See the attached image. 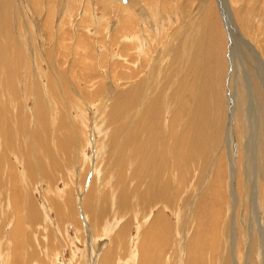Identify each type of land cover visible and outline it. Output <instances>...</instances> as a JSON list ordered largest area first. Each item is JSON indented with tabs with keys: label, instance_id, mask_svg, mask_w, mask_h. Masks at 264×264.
Instances as JSON below:
<instances>
[{
	"label": "rangeland",
	"instance_id": "1",
	"mask_svg": "<svg viewBox=\"0 0 264 264\" xmlns=\"http://www.w3.org/2000/svg\"><path fill=\"white\" fill-rule=\"evenodd\" d=\"M13 1L14 0H0L2 4V7L0 5V65H2V59H4V66L0 68V115L2 116V118H0V123H5L8 128L13 129L17 125L21 124L19 134L21 135V138H24V142L22 139L20 140V137H18L19 140L17 139V141H22L21 144L18 145L21 150L17 151L14 155L7 151L3 141L0 139V157L3 159V162L0 166L5 167L3 172H6V175L8 176V178L0 177V264H153L152 260L147 261V258L150 256V254V257L154 258L155 260L158 257H164L163 259L157 260V262H155L154 264H170L169 262H171L172 264H190L189 259H192L191 251L193 247H190V245L195 241L197 233L203 234L205 237V239L203 238L202 241H200L197 245L200 246L198 247V249L202 251L201 254H196L200 257H198L199 259H196L200 261V263L198 264H223L221 260L223 257H225V255L226 257H228V261L224 262V264H257L258 261H260V263L258 264H264V217L258 219L255 218L254 215L252 216L251 213H255V211H251L253 210L251 209L252 204L250 206L249 203L245 201L249 197L248 193L252 192L251 190L255 185V177L253 176V171H251V166H248L251 172V176L248 177V180L251 182L247 181L246 176H243L242 171L244 167H246L244 164V155L246 156L249 154L248 152L250 151L252 144L254 143L256 150L260 147L258 146L259 144H262L260 150L264 149V87L262 86L264 84V80H261L257 75V72L252 68H246V66H244L240 69V67L242 66L237 64L238 59L236 57L234 58L235 54L233 53V51H231L229 38L222 28V21L216 5V0H209V2H207L203 7L201 6L202 10L198 5L197 0H188V2L186 1L185 3L183 2V0H161L162 2L160 0H133V3L131 5L134 11L133 13L144 14L143 10L145 9L146 12H150L151 14L147 17V24H145L146 27L142 28L143 30L141 29L142 24H144V19L139 17H135L136 22H131V25H134L133 27L127 22L123 23L124 25L122 24L120 26L122 32H127L128 29H130V31H136L140 28L143 33L138 37L149 40L147 46V48H149V52H152V54H158V52H160L159 49L163 46L161 48L162 50L166 42H168V38L170 39V37L175 34V30L177 29V27L184 23L186 27L184 28V25L182 26L183 28L181 27L183 31L177 29V31H180L178 32L179 35L176 33V35L172 36L173 40L171 43V47L169 48L172 50H176L177 53H179V63H181V65L184 64L182 65L183 74L182 76H178L174 72L171 73L168 83L166 82V85H169V88L171 89H173L175 86L177 88L178 83L180 82L181 78H183V80L186 82L187 89H185V93H189L186 94V100L189 105L193 104L192 95L190 93V91L194 90L192 86L196 85L195 88L204 87L205 93H207L206 98L208 110L211 119L212 117H214L215 120L212 121L211 125L212 140L210 144L212 145V149H214L213 153L215 150L221 148V151L218 150L216 155H214V158L217 157L216 163H218V159L223 162L222 170L223 172H225V174L220 175V177L216 179L217 182L215 183L221 188L223 201H221L220 199H216L214 195H212L213 197H210V191H206V193H203L205 199H208H206L207 201H205L206 204L205 202L203 204L204 208L202 206V210L198 211V215L202 217V220H200L199 224H197L196 221L194 225L186 226V230L183 231L184 234L188 231L191 232H189V236L186 242L189 246L187 249H185L184 247L181 255L174 253L171 243L170 246H161L158 249H155L157 244L156 242H154L155 238L152 236L154 235V233L149 236L150 238L142 237L141 239H138V237L136 236L138 231L145 228L146 224H148L149 220L156 214L158 209L157 205V207L155 208L153 207V205L152 207L154 209H152V207H145L141 203L144 195H146L145 188L143 187L144 183L146 184V187L152 184L150 183V181H146L147 178L143 179V176L145 177L146 175L141 174L140 177H136L138 171L141 170L140 163L135 165L134 167L131 164L130 169L125 170H122L118 165H115L117 162L116 154H122L124 156V160L121 164H127L125 163L126 158L129 155L133 154V150L135 149L137 140L139 142L141 141V139L139 138V133L142 132L140 131V129H143V124L147 123V120L149 119L148 113L158 112L160 110V107L162 106H167L168 111L172 110L171 112L173 113L177 111L176 101H174L172 98L173 93L170 94V100L168 101L163 100L166 93L164 94V92H161V96L157 95L158 98L154 94L155 99H152V102L154 103L153 105H145L142 107L143 109L141 108V110L138 108L139 111H141V115L140 119L136 123H131L135 112H133L132 114L131 112H129L126 121L121 118V122H119L118 120L119 123H117V121L115 120V125L111 115L107 114V116H102V112L96 109L97 106L93 108L90 106L92 103H94V99L92 98L94 95H92L91 97L90 95L86 94V92L83 91L82 88L91 87H87L84 81H79L78 76L74 73L71 77L69 76L68 78H72L75 81L77 79V83L81 87V92H84L81 93L83 102H69L67 103V106L65 105V108L63 104L64 111H62L60 104L56 103V101L60 102V100L52 93L47 92L46 88L39 84L42 82L45 83V75L48 74L45 69H47L51 65V63L48 58H46L47 60H45V58L43 59L40 52L37 51L39 48L36 49L37 44L34 42V37L32 35L34 33L37 34L38 32L36 31L33 33V31L29 30L30 27H35L31 23L30 25L29 22H25L26 24L24 22L20 23L18 20L16 21L15 17L13 16H9L5 19L6 15H8L6 14L7 12L12 11L14 8H19L15 1ZM57 1L63 4L62 11H66L67 14H69L67 18L65 17V19L67 21V26H71L70 28L73 32L71 33L73 38V34L75 33L74 31L78 33L83 32V29L85 30V28H94L91 21L89 22L86 20H82V22L80 23L81 29H76L77 22L81 20L80 18L83 12L90 13L91 15L95 14L99 19L101 18L100 25L104 28L105 31L109 28L110 33L112 31L110 29L118 25V23L114 20L118 16L116 14H112V11L117 10V6L112 7V5H110L109 7H107L106 4L102 3L105 0H92V4L90 3L89 6L87 5L84 8L82 4L79 9H77V0ZM163 1L168 4V7L166 6V4H163ZM240 1L243 0H227V2H230L229 9H231L230 11L233 12L232 15L236 21H238V19L234 13H237L235 7L237 6L240 8L241 6H244V4H242V2ZM121 2L122 4H126L127 0H121ZM26 3L25 5L28 9V13L32 12L30 13V15H34V11H32V8L34 9L35 5L33 4L29 6L30 4H28V1H26ZM177 11H179V13ZM64 12H62L63 14L60 12L61 17L66 16V12ZM262 12L260 13L262 15L258 16V18L257 16L255 18V15L252 16L255 19V22L254 19L253 21L251 20L253 22L251 24L252 28H257L259 20L263 21L264 24V13ZM175 14L177 16H175ZM33 15L31 16L33 17ZM200 15H202V17H205L202 19ZM155 16L156 19H154ZM161 16L164 17V20L160 19ZM85 18L89 19V16ZM157 18H159V20ZM56 20L57 19H55L54 23L52 24L51 34L55 35L57 39L59 37V34L61 33H55V27L58 23L56 22L55 24ZM155 20L156 22H153ZM173 22H175V25L169 29L170 31H167V29L170 27V24ZM187 22H189V25H186ZM7 24L9 25L7 26ZM4 26H7L8 28ZM67 26L64 25L63 29L67 30L68 28L69 30V27ZM161 27L163 30H161ZM3 28L5 29L3 30ZM237 29L240 34L243 35V33H245L243 31L242 25L238 26ZM190 30L193 31L191 32ZM154 31H156V33ZM164 31H167L165 36L163 35ZM198 33L200 34L198 35ZM37 35H39V37L43 39V46L45 48L52 49L56 46V40L52 41L51 43L49 41H45V39H47V33L39 32V34ZM257 36L259 37L260 34ZM105 37L107 38L108 34ZM136 38L137 37L135 33L127 35L128 40H134ZM247 38L248 37L246 36V34H244L243 39H245L249 44L252 43V41H255L256 44L258 43L257 48H259L260 50H262L263 48L264 50V42H261V40H264V37L261 39H259L260 37L256 38V40H253L250 37L248 39ZM157 39L161 40L160 44L156 45V42L158 41ZM1 43H3L2 46ZM95 46L98 50H100L99 54H101V51L103 52V62L105 60L104 65L107 64V66H110V63L112 62V60H114V58L119 59L122 57V54L120 53L118 54L113 52L112 55L110 47L107 45L106 41L96 44ZM154 47L155 50L153 51ZM263 50L262 53H264ZM114 51H117L116 48H114ZM128 51V55L133 52L131 50ZM11 54H13V56H11ZM33 54L36 59H34ZM56 55H58V59L60 60V53H57ZM51 56L52 55L47 57L50 58ZM153 56L151 55L152 59L150 58L148 62L149 69L153 63ZM76 57H79V55H76ZM26 58L29 59L27 60ZM52 58L51 62L59 71L66 70L65 68H67L71 60H73L72 57H69L70 60L67 59L65 61V64H63L62 66L60 64L62 62L59 61L56 56H53ZM97 59L98 60H96V62H94L92 66L96 67V71L101 73V75L95 83L97 85L93 83V90L94 86H103L108 84L110 85L111 83L107 81L108 78L106 77V75L102 74L106 68L105 66H101L103 64L101 58L98 57ZM126 59L127 61H130L129 58H124V60ZM172 59L177 60L176 58ZM234 60L236 62H234ZM131 61H133V59ZM43 62L46 63L47 67L43 65ZM77 62L79 61L74 59V63L79 65L80 62ZM136 62L137 61H134L133 64L128 63L122 66V68L116 69V71L113 72V75L111 76L116 78L117 76H114L116 72L120 70L123 71L125 69L127 70V68L136 67ZM248 62L251 63L250 60H248ZM59 65H61L62 69ZM236 66L240 67L236 68ZM147 67L145 68L146 70L142 67H139L143 75L140 74L137 79H139L140 77H146L145 74L149 71ZM197 67L198 69H195ZM157 74H160L159 76H163L164 72H156L155 74L153 73L152 76L158 77ZM245 76L249 79L247 80V82L249 81L250 83L249 88L247 87L248 85L246 84L245 80H243ZM101 77H103V79ZM238 77H241L242 79L240 78L239 80ZM39 79L41 80L40 82ZM158 81L159 78L157 82ZM112 82L115 86L117 85L118 87H120V85H125L128 83V85H131L133 81H120L118 82V84L114 80ZM230 83L232 85H230ZM41 86L42 88H40ZM211 87L213 88L211 89ZM52 92L55 91L53 90ZM248 93H251L250 100L247 97ZM42 94L47 98L45 97L44 99ZM235 94H238L239 96L237 95L235 98ZM26 95L28 96L26 97ZM249 95L250 94H248V96ZM24 97H26V99H24ZM33 97L36 101H34ZM1 98L3 100H1ZM46 99L49 100L51 105L55 106L53 111L49 110L48 112V110L46 109V103H41ZM98 103L99 100L95 105H97ZM159 103L160 107L158 110H156V106ZM237 103H239V105H237ZM84 104L90 107L87 108V106H85ZM6 106H8L10 110L7 111ZM80 106L83 107L81 108ZM78 107H80L79 110ZM235 107L237 108V110H235ZM90 108H92V110ZM105 109L104 111H106ZM181 109L182 112H184L182 113L183 116H185V114L189 111V108H185L183 105H181ZM234 110L236 111V113ZM97 111L99 113H97ZM94 114L96 115L95 117ZM26 118H28L29 120ZM166 118H168V116H166ZM13 119L14 121L17 119L18 123L12 122ZM127 121H129V124H126ZM243 121H245V123ZM139 123H141V125ZM228 124L229 133H227L225 130V127L226 125L228 126ZM84 125L88 129L84 127ZM214 127L217 128V131H215L216 128L214 129ZM32 129L35 130V135H37L40 141L38 144L32 145L31 143H28L27 137H25L30 133ZM126 130L127 133H125ZM256 131L258 135L256 134ZM220 132L222 133L221 137L223 139V142L225 143L224 145H221V143L219 147L215 148L216 143L214 142V139L220 140ZM123 133L125 134L123 135ZM145 134L147 136L142 140L140 146L146 152L148 157L141 156L137 159H140L144 164H149L154 159L152 157L154 156L155 148L157 147V136H154L153 134L147 132H145ZM97 135H101V137ZM122 136L124 137L122 138ZM227 136L229 137L228 142H231L230 145L226 140H224ZM252 138L254 139V142ZM257 141L259 142V144ZM13 142H11V144ZM255 143L257 144V146ZM184 144L185 143H183V146ZM27 145L30 149H26ZM93 145L94 147H92ZM99 149L100 151L102 150L101 158L95 164V152L99 151ZM243 150L245 153L244 155L243 153H241L243 152ZM18 152H20L21 154H29V158L32 163L27 162L25 159H23L24 156H22V158L21 156H18ZM193 154L194 153L191 149L187 157V159H190L191 162L194 161ZM161 157L162 156H160V158ZM17 158H20V160H18ZM151 158L152 160H150ZM33 159L35 161H33ZM202 159L203 161H199V159L196 157V168L197 166L202 165L203 162L206 163L205 161L208 162L210 160V158ZM262 161L264 167V158H262ZM32 166L34 167L32 168ZM231 166H233V171L231 170ZM180 168H182L183 170H188V167L185 168L182 163H180ZM117 169L120 172L122 171V175H124V173L130 175L132 174V176H134L135 178L129 180V176L117 177ZM202 170L203 168H197V172L193 176L191 175V173H189L190 170H188V172L186 173H181L183 175L186 174L187 178L183 179L184 188H181L184 190V192L187 191L188 186L195 187L199 185V182L197 181L198 179L196 180V178L197 176L198 178H201ZM252 182L254 183V185ZM258 183L264 190V179L260 178L258 180ZM134 187L135 189H133ZM160 190L161 189H159V192ZM259 190L261 189L259 188ZM96 192L100 193V196L102 197L100 200H97V196L95 195ZM262 198H264V195H262L260 201H262ZM183 199L184 194L179 198L178 203H180ZM231 199H233V203ZM262 203V206L264 207V199ZM29 205L32 206V209L34 211L32 216L29 215V212H27L28 210L26 209V206ZM206 205H208V207ZM180 207L181 206L178 205L177 211H180ZM90 209L94 210L90 212L94 214L92 218H88ZM8 213L10 214L9 217L7 215ZM95 213H103V215L98 217ZM161 214L162 217H167L166 219L174 224L177 215L175 216V213L172 210H170L169 208L162 209ZM205 216L206 218H204ZM2 217H4L5 219ZM13 218H15V220ZM252 220H254V224ZM182 229L183 227L180 226L179 231ZM254 229L258 231V237L259 235H262L260 236V240L262 239V244L257 245V247V243L255 241L256 235L252 233V235L255 236L253 237L251 236V234H249ZM25 237H28L27 240ZM207 239L209 240L207 241ZM168 242L169 241H165V245L168 244ZM148 246L150 247L148 248ZM178 246L180 247V245ZM257 248L261 249V251L259 252ZM107 249L110 250L112 254L111 257L107 256ZM233 252L235 253L234 256ZM131 254L133 259H131ZM256 254H258L259 257H256ZM86 256L90 260H87ZM185 258L187 261H185Z\"/></svg>",
	"mask_w": 264,
	"mask_h": 264
},
{
	"label": "bare ground",
	"instance_id": "2",
	"mask_svg": "<svg viewBox=\"0 0 264 264\" xmlns=\"http://www.w3.org/2000/svg\"><path fill=\"white\" fill-rule=\"evenodd\" d=\"M15 3L19 6V8H14L12 11L7 12L6 17H15V20L19 21L20 23L22 22H29V24L31 23L35 28H31L30 27V31L34 32H38L37 34L40 33H47V39H45V41H49L50 43L54 40H56V46L52 49H47L45 48L43 45V39H41L39 37V35L37 34H33L32 36L34 37V42L37 44L36 45V49H38L37 51L40 52V54L42 55L43 59L45 58V60H47L46 58H48V60L50 61L51 65L45 69L48 74L45 75V83H39L40 85H42L44 88H46L47 92L52 93L54 96H56L60 102H57L58 104H60V107L63 110V104H64V108L65 105L67 106V103H72L75 101H80L83 102V97L81 93V87L80 85L77 83V79L76 81L73 80L72 78H68L69 76L71 77L72 74H76L78 76L79 81H84L85 85H87V87H91V88H82L83 91L86 92V94L90 95L92 97V95H94L92 98L94 99V103H92L90 106L93 108L95 106H97L96 109H98V111L102 112V116H107L111 115V117L114 120V124L116 125V121L117 123L121 122V118H123L124 121H126L127 115L129 112H131V114L133 112H135V115L132 118L131 123H136L139 119H140V115H141V111H139V109L141 110V108L145 105H153L154 103L152 102V99L154 98V94L157 97V95L161 96V92H164V101H168L170 100V94H172V98L174 101H176V106H177V111H175L174 113L171 112L170 110L168 111L167 106H162L160 107V103L157 104V109L160 110L158 112H154V113H148V117L149 119L147 120V123L143 124V129L140 131H142L141 133H139V138L141 139V141L139 142L137 140L135 149L133 150V154L129 155L126 160L125 163L127 164H121L122 161L124 160V156L121 154H116L117 155V162L115 165H118L119 168H121L122 170L125 169H130L131 164L134 167L135 165L140 163L141 166V170L138 171V174L136 177H140L141 174L142 175H146L145 177L143 176V179H146V181H150V183L152 185H149L148 187H146V184L144 183V188L146 191V195H144V198L141 200L142 205H144L145 207H157V212L156 214L151 217V219L149 220L148 224H146L145 228L142 230H139L137 233V237L138 239H141L142 237H149L151 236L153 233L154 235H152L155 238L156 242V248L158 249L161 246H170V243L172 244L173 247V251L176 254L181 255V253L185 249L188 248V244L187 242V238H188V234L190 231H188L187 233L184 234V230H186V226H192L194 225V223L197 221V224H199L200 220H202V217H200L198 215V211L202 210V206L204 204L205 201H207L206 198L204 197L203 193H206V191H210L211 195H214L216 199H220L221 201H223L222 199V193H221V188L219 187V185H216L215 183L217 182L216 179L218 177H220V175H224L225 172H223V162H221L220 159H218V163L217 162V157L214 158L217 153V151H221V148L218 150H215L213 153L212 149V145L210 144L211 142V125H212V121L214 120V117L210 116L209 110H208V104H207V98H206V94L205 93V88H195V86L193 87V91H190L191 95H192V103L191 105H189L187 103L186 100V94L189 93H185V89H186V82L183 80V78H181L180 82L178 83V87L176 88V86L171 89L169 88V85H166V82L168 83V80L170 78V74L171 73H175L178 76H182L183 71L182 68L184 64L181 65V63H179V53H177L176 50H172L169 49L171 47V43L173 40L174 35H176V33L178 34L177 29L182 30V26L184 25L181 24L180 26L176 27L177 29L175 30V34H173L170 39L168 38V42H166L164 48L161 50V47L159 50L160 52H158V54H152V52H149V48H147L149 40H145L142 37H138L139 35H141L143 33V29L145 28L147 24L146 20L147 17L150 14V12H146L145 9L144 14L142 13H133V9H132V3L133 0H127L126 4H122L121 0H105L102 3L106 4L107 7H109L110 5H112V7H116L117 6V10L116 11H112V14H116L118 17L115 20V22L118 23L117 26L112 27L109 31V28L105 31L104 28L100 25L101 22V18L99 19L95 14L91 15L90 13H84L81 15V20H79L77 22L76 25V29L81 27V22L82 20H86V21H91V23H93V27L91 29L85 28V30L83 29V32H76L73 34L74 38L72 37L73 33L71 31V26H67V21L65 19V17L67 18V16L69 14H67V12L65 13L64 11H62L63 9V4H61L60 2H58L57 0H14ZM13 1V2H14ZM26 1H28L31 5H35L34 9L32 8V11H34V15L33 17L30 15L29 12L28 13V9L26 8ZM46 1V2H44ZM70 1V0H67ZM73 1V0H72ZM77 9L80 8V6L83 4V8L86 7L87 5L89 6L90 3L92 4V0H77ZM138 1V0H137ZM161 1V0H160ZM188 2V0H183V2ZM196 1V0H195ZM198 1V5L199 7H203L207 2H209V0H197ZM162 2V1H161ZM242 2V4H244V6L239 7H235V10L237 11L234 12L235 16L237 17L238 21L235 20V18L233 17V12L230 11L231 9H229V5L230 2H227V0H216V5L221 17V21H222V28L225 31V34L228 36L229 41H230V47H231V51H233L234 58L236 57L237 60V64L241 65L243 68L244 66H246V68H252L257 72V75L260 77V79L264 80V53H262V50H260L259 48H257V44L255 43V41H252V43H248L245 39H243L244 34H246V36L249 38H252L253 40H256V38H263L264 37V24L263 21L259 20L257 28L254 29V27L252 28L251 24L253 23V19L255 15V18L257 16H261L262 14H260L262 11V13H264V0H243L240 1ZM81 3V4H80ZM171 3V2H170ZM174 3V2H172ZM229 3V4H228ZM14 4V3H13ZM27 4V3H26ZM76 4V3H75ZM143 4V3H142ZM163 4H166L163 1ZM181 4V3H180ZM0 5L2 7V4L0 2ZM4 5V4H3ZM161 5V4H159ZM51 6V7H50ZM163 6V5H162ZM166 6L168 7V4H166ZM209 6V5H208ZM232 6V5H231ZM50 7V8H49ZM164 7V6H163ZM170 7V6H169ZM201 7V10H202ZM215 7V6H214ZM31 8V7H30ZM144 8V7H143ZM165 8V7H164ZM178 8V7H177ZM197 8V7H196ZM216 8V9H217ZM106 9V8H105ZM209 9V8H207ZM67 10V9H66ZM152 10V9H151ZM198 10V9H197ZM206 10V9H205ZM262 10V11H261ZM31 11V10H30ZM176 11V10H175ZM200 11V9H199ZM64 12L66 14V16L61 17V13ZM146 12V13H145ZM179 13V11H177ZM176 12V13H177ZM232 12V13H231ZM93 13V12H91ZM175 13V12H174ZM204 13V12H203ZM211 13V12H210ZM216 13V12H215ZM214 13V14H215ZM63 14V13H62ZM181 14V13H180ZM205 14V13H204ZM212 14V13H211ZM210 14V15H211ZM79 15V14H77ZM115 15V16H116ZM198 15V13H197ZM89 19H86L85 17H88ZM175 16H177L175 14ZM180 16V15H179ZM202 17V15H200ZM208 16V15H207ZM213 16V15H212ZM264 16V15H263ZM135 17H139V18H143L144 19V24H142L141 29L139 28V30L137 29L136 31H130V29H128L127 32H122L120 29V26L127 22L131 25L132 21H135ZM185 17V16H184ZM205 17V16H204ZM202 17V19L204 18ZM211 17V16H210ZM216 17V16H215ZM252 19H251V18ZM34 18V19H33ZM36 18V19H35ZM115 18V17H114ZM167 18V17H166ZM178 18V17H177ZM189 18V17H188ZM200 18V17H199ZM264 18V17H263ZM21 19V21H20ZM57 19L55 21L58 22L56 24L55 33H61L59 34V37L56 39L55 35H52V24L54 23V20ZM152 19V18H150ZM156 19V16L155 18ZM159 20V18H157ZM160 19L164 20V17H160ZM175 19V18H174ZM197 19V18H195ZM261 19V18H260ZM13 20V19H12ZM36 20V21H35ZM70 20V19H69ZM149 20V19H148ZM181 20V19H180ZM252 20V21H251ZM184 21V20H183ZM4 22V21H3ZM18 22V23H19ZM74 22V20H73ZM136 22V21H135ZM153 22H156L153 21ZM158 22V21H157ZM255 22V19H254ZM8 23V22H7ZM70 23V22H69ZM72 23V22H71ZM151 23V22H150ZM175 22L170 24V27L167 29V31L172 28L175 24ZM180 23V22H179ZM194 23V22H193ZM26 24V23H25ZM30 24V25H31ZM136 24V23H135ZM196 24V23H195ZM200 24V23H199ZM242 25L243 31L245 33L240 34L237 27ZM255 24V23H254ZM5 25V24H4ZM9 24H7L8 26ZM21 25V24H19ZM67 26L69 27V30L67 28V30H64L63 27ZM69 25V24H68ZM109 25V24H108ZM124 25V24H123ZM186 25H189V22L186 23ZM219 25V24H218ZM249 25V26H248ZM4 26V27H7ZM132 27L134 25H131ZM208 26V25H207ZM21 27V26H20ZM26 27V26H25ZM125 27V26H124ZM130 27V26H129ZM182 27V28H181ZM186 26L184 25V28ZM197 27V26H196ZM204 27V25H203ZM256 27V26H255ZM8 28V27H7ZM16 28V27H15ZM29 28V27H28ZM5 28H3L4 30ZM10 29V27H9ZM66 29V28H65ZM81 29V28H80ZM136 29V27H135ZM175 29V27H174ZM12 30V29H11ZM123 30V28H122ZM132 30V29H131ZM159 30V29H158ZM161 30L162 27H161ZM172 30V29H171ZM195 30V29H194ZM261 30V32H260ZM8 31V30H7ZM19 31V29H18ZM62 31V32H61ZM64 31V32H63ZM167 31L163 32V35L165 36ZM170 31V30H169ZM177 31V32H176ZM191 32L193 30H190ZM198 31V30H197ZM24 32V31H23ZM54 32V31H53ZM156 33V31H154ZM173 32V31H172ZM220 32V31H219ZM241 32V31H240ZM2 33V32H1ZM20 33V32H19ZM22 33V32H21ZM135 33L136 34V39L134 40H128L127 39V35ZM212 33V32H211ZM10 34V33H9ZM57 34V35H58ZM108 34V37L106 38L105 36ZM152 34V33H151ZM200 33H198L199 35ZM260 36L258 37L257 35ZM19 35V34H17ZM27 35V33H26ZM134 35V34H133ZM179 35V34H178ZM243 37H242V36ZM3 36V35H2ZM22 36V35H21ZM194 36V35H193ZM168 37V34H167ZM203 37V36H202ZM206 37V35H205ZM219 37V36H218ZM217 37V38H218ZM28 38V37H27ZM73 38V39H72ZM94 38V39H93ZM96 38V41H95ZM158 38V37H157ZM164 38V37H163ZM166 38V37H165ZM220 38V37H219ZM218 38V39H219ZM246 38V37H245ZM247 38V39H248ZM24 39V38H23ZM76 39V40H75ZM216 39V37H215ZM226 39V38H225ZM11 40V39H10ZM31 40V39H30ZM145 40V41H143ZM158 40V39H157ZM161 40V39H160ZM160 40H158L156 42L157 44H160ZM166 40V39H165ZM179 40V39H178ZM204 40V39H203ZM1 41V40H0ZM9 41V40H8ZM21 41V40H20ZM75 41V42H74ZM107 43V45L110 47L111 50V54L113 55L114 53H120L122 54L121 58H114V60H112V62L110 63V66L104 65L105 60L103 62V52L101 51V54H99V51L96 48V44L105 42ZM5 42V40H4ZM54 42V43H55ZM122 42V43H121ZM162 42V41H161ZM261 42H264V40H261ZM21 43V42H20ZM121 43V44H119ZM3 43H1L2 46ZM16 44V43H15ZM30 44V43H29ZM14 45V44H13ZM34 45V44H33ZM50 45V44H49ZM52 45V44H51ZM104 45V44H103ZM179 45V44H178ZM11 46V45H10ZM101 46V45H99ZM175 46V45H174ZM27 47V45H26ZM33 47V46H32ZM181 47V46H180ZM6 48V47H5ZM17 48V47H16ZM15 48V49H16ZM114 48H116L117 51H114ZM152 48V47H151ZM183 48V47H182ZM256 48V49H254ZM2 49V48H1ZM71 49V52H70ZM177 49V48H176ZM11 50V49H10ZM28 50V49H27ZM26 50V53H27ZM131 50L133 51L130 55L127 54V51ZM155 50V47L153 48V51ZM6 51V50H4ZM12 51V50H11ZM33 51V50H32ZM121 51V52H119ZM264 51V50H263ZM129 52V51H128ZM207 52V51H206ZM210 52V51H208ZM11 53V52H10ZM36 53V52H35ZM57 53H60V60L58 59V55H56ZM110 54V53H109ZM9 55V54H8ZM15 55V54H14ZM52 55L50 58L47 56ZM76 55H79V57H76ZM107 55V54H106ZM104 55V56H106ZM151 55L153 56V63L150 66H148V62L151 58ZM11 56H13V54H11ZM10 56V58H11ZM40 56V55H39ZM53 56H56L57 59L59 61H61L62 63H60L62 66L63 64H65V61L67 59L70 60L69 57H72L73 60H71L69 66L67 68H65L66 70H62L59 71L51 62V58ZM181 56V55H180ZM208 56V55H207ZM34 57V54H33ZM32 57V58H33ZM100 57L102 60V65L101 66H105V74L104 72L102 73L103 75H106V77L108 78V82H111L110 85H103V86H94V90L92 89V86L97 82V79L100 78L99 76L101 75V73H99L98 71H96V67H93L92 65L94 64V62H96V60H98L97 58ZM19 58V57H18ZM124 58H129L130 61L127 59L124 60ZM172 58H176L177 60H173ZM14 59V58H13ZM27 59V58H26ZM29 59V58H28ZM27 59V60H28ZM34 59H36L34 57ZM33 59V60H34ZM39 59V58H37ZM55 59V58H54ZM74 59L79 61L77 63H79V65L74 63ZM133 59V61H131ZM152 59V58H151ZM12 60V59H11ZM21 60V59H20ZM32 60V61H33ZM53 60V58H52ZM248 60L251 61V63L248 62ZM134 61H137V68L136 67H132V68H127V70H120L118 72H116V74L114 76H117L116 78H114L112 73L116 71V69H120L122 68V66L128 64V63H132ZM152 61V60H151ZM16 62V61H15ZM34 62V61H33ZM101 62V61H100ZM234 62H236L234 60ZM18 63V62H17ZM40 63V62H39ZM35 64V63H34ZM49 64V63H48ZM20 65V64H19ZM43 65L46 66V63L43 62ZM61 65H59L61 67ZM135 65V64H134ZM4 66V59H2V65H0V68ZM148 66V67H147ZM22 67V66H21ZM47 67V66H46ZM58 67V66H57ZM65 67V65H64ZM130 67V66H129ZM139 67H142L143 69H145L146 67L149 69V71L145 74V78H139L137 79V77L142 74L141 70ZM238 66H236V68H239ZM62 69V67H61ZM98 69V66H97ZM195 69H198L195 68ZM200 69V68H199ZM146 70V69H145ZM209 70V69H208ZM37 71V70H36ZM126 71V72H125ZM198 71V70H197ZM244 71V70H243ZM156 72L158 73H162L164 72L163 76H159L160 74H157L158 77H153V73L155 74ZM231 72V71H230ZM10 74V73H9ZM211 74V73H210ZM239 74V73H238ZM41 75V74H40ZM143 75V74H142ZM162 75V74H161ZM256 76V75H255ZM38 77V76H37ZM40 77V76H39ZM105 77V76H104ZM211 77V76H210ZM251 77V75H250ZM4 78V77H3ZM103 79V77H101ZM159 78V81L157 82ZM195 78V77H194ZM239 78V77H238ZM241 78V77H240ZM239 78V80H240ZM254 78V77H253ZM229 79V78H227ZM233 79V78H232ZM242 79V78H241ZM257 79V78H256ZM259 79V80H260ZM44 80V79H43ZM116 81L117 84L120 81L123 82H128V81H133L131 83V85L125 84V85H120V87H118L117 85L115 86L114 83L112 81ZM171 80V79H170ZM243 80H245L246 84L248 85L247 87L249 88V81L247 82V80H249L246 76L245 78H243ZM41 80L39 79V82ZM152 81V84H151ZM154 81V82H153ZM231 81V80H229ZM228 81V82H229ZM238 81V79H237ZM253 81V80H251ZM5 82V81H4ZM115 82V83H116ZM240 82V81H239ZM244 82V81H243ZM94 83V84H93ZM113 83V84H112ZM192 83V82H191ZM256 83V82H255ZM264 83V81H263ZM37 84V83H35ZM104 84V83H103ZM123 84V83H122ZM194 84V83H193ZM229 84V83H228ZM227 84V85H228ZM253 84V83H252ZM97 85V84H95ZM230 85H232L230 83ZM229 85V86H230ZM5 86V85H4ZM16 86V84H15ZM39 86V85H38ZM42 86L40 88H42ZM264 87V84L262 85ZM228 87V86H227ZM246 87V86H245ZM15 88V87H14ZM39 88V87H38ZM213 87H211L212 89ZM241 88V87H240ZM247 89V88H246ZM253 89V88H252ZM10 90V89H9ZM55 92H52V91ZM187 90V89H186ZM190 90V89H188ZM215 90V89H214ZM241 90V89H240ZM242 91V90H241ZM244 91V90H243ZM245 92V91H244ZM250 92V90H249ZM1 93V91H0ZM8 93V92H7ZM25 93V92H24ZM38 93V92H37ZM43 93V92H42ZM243 93V92H242ZM246 93V92H245ZM212 94V93H211ZM210 94V95H211ZM241 94V92H240ZM248 94H250L248 96ZM247 97L249 98V100L251 99V93H248ZM22 95V94H21ZM46 95V94H45ZM238 94H235V98ZM246 95V94H245ZM28 95H26L27 97ZM43 96V94H42ZM52 96V95H51ZM53 96V97H54ZM239 96V95H238ZM244 96V95H243ZM1 97V96H0ZM26 97H24V99H26ZM44 99L46 96H43ZM224 97V96H223ZM11 98V95H10ZM31 98V96H30ZM47 98V97H46ZM158 98V97H157ZM34 99V97H33ZM37 99V98H36ZM155 99V98H154ZM1 100H3L1 98ZM42 100V99H41ZM99 100V103L97 105H95L97 103V101ZM194 100V102H193ZM235 100V99H234ZM239 100V99H237ZM34 101H36L34 99ZM245 101V100H244ZM264 101V100H263ZM41 103H46L47 105V110L49 112V110L53 111L54 107L53 105L50 104L49 100L46 99L45 101L43 100ZM79 103V104H80ZM167 103V102H166ZM165 103V104H166ZM240 103V102H239ZM239 103H237V105H239ZM249 103V102H248ZM263 103V102H262ZM37 104V103H36ZM55 104V103H54ZM168 104V103H167ZM83 105V104H82ZM85 105V104H84ZM169 105V104H168ZM181 105H183L185 108H189V111L185 114V116L182 115V109H181ZM233 105V103H232ZM35 106V105H34ZM87 106V105H85ZM90 106H87V108H89ZM173 106V104H172ZM7 107V111L10 110V108L8 106ZM33 107V106H31ZM45 107V106H44ZM81 108L83 106H80ZM78 107V110L79 108ZM213 107V106H212ZM92 108H90L92 110ZM106 108V109H105ZM111 108V109H110ZM139 108V109H138ZM152 108V107H151ZM236 108V107H235ZM241 108V107H240ZM17 109V108H16ZM39 109V108H38ZM104 109L106 111H104ZM143 109V108H142ZM149 109V108H148ZM111 110V111H110ZM147 110V109H146ZM145 110V111H146ZM237 110V108L235 109ZM234 110V111H235ZM1 111V109H0ZM19 111V110H18ZM37 111V110H36ZM45 111V110H44ZM85 111V109H84ZM97 111V113H99ZM168 111V112H167ZM75 112H76V108H75ZM94 112V111H92ZM147 112V111H146ZM238 112V111H237ZM253 112V111H252ZM31 113V112H30ZM33 113V112H32ZM46 113V112H45ZM173 113V114H172ZM236 113V111H235ZM243 113V111H242ZM245 113V111H244ZM39 114V113H38ZM82 114V112H81ZM172 114V115H171ZM24 115V114H23ZM171 115V116H169ZM262 115V114H261ZM18 116V115H17ZM29 116V115H28ZM96 115L94 114V117ZM99 116V115H97ZM114 116V117H113ZM166 116H168V118H166ZM21 117V116H20ZM19 117V118H20ZM23 117V116H22ZM34 117V115H33ZM36 117V116H35ZM79 117V116H77ZM130 117V116H128ZM239 117V116H238ZM0 118H2V116L0 115ZM7 118V117H6ZM32 118V117H31ZM30 118V119H31ZM42 118V117H41ZM103 118V117H101ZM115 118V119H114ZM216 118V117H215ZM263 118V117H262ZM28 119V118H26ZM29 120V119H28ZM40 120V119H39ZM96 120V119H95ZM116 120V121H115ZM119 120V122H118ZM217 120V119H216ZM245 120V119H244ZM20 121V120H19ZM86 121V120H85ZM101 121V120H100ZM262 121V120H261ZM12 122H17V119ZM88 122V121H87ZM143 122V121H141ZM221 122V120H220ZM245 123V121H243ZM18 123V122H17ZM130 123V124H131ZM263 123V122H262ZM121 124V123H120ZM126 124H129V121H127ZM138 124V123H137ZM141 125V123H139ZM10 125V124H8ZM20 125H17L14 129L13 128H8L6 126V124L4 123H0V139L3 141L4 146L6 147L7 151H9L11 154H16L17 151H20L21 149L18 147V145L21 144L22 141H17L18 137H20V140L22 139L24 142V138H21V135L19 134L20 132ZM92 125V124H91ZM95 125V124H94ZM93 125V126H94ZM84 127H86L84 125ZM91 127V126H89ZM132 127V125H131ZM225 127V126H224ZM48 128V127H47ZM87 128V127H86ZM93 128V127H92ZM135 128V127H134ZM210 128V129H209ZM216 127H214L215 129ZM229 124L228 126L226 125L225 130L227 133H229ZM241 128V127H240ZM259 128V127H257ZM17 131H16V130ZM45 129V128H44ZM88 129V128H87ZM96 129V128H94ZM30 130V129H29ZM99 130V129H97ZM144 130V131H143ZM46 131V130H45ZM92 131V130H91ZM95 131V130H94ZM139 131V130H138ZM214 131V130H213ZM217 131V128L216 130ZM41 132V131H40ZM145 132L147 133H151L154 136H157V147L155 148V154L152 158L153 161L150 162L149 164H144L140 159H137L141 156H147L146 152L141 148V142L142 140L147 136L145 134ZM225 132V131H224ZM106 133V132H105ZM125 133H127V130L125 131ZM123 133V135L125 134ZM217 133V132H216ZM215 133V134H216ZM219 133V132H218ZM27 134V133H26ZM38 134V133H36ZM97 134V133H95ZM221 132L219 135L220 140H215L214 142L216 143V147H219V145H224L225 142H223V139L221 137ZM257 134V131H256ZM88 135V134H87ZM218 135V134H217ZM252 135V134H249ZM258 135V134H257ZM41 136V135H40ZM93 136V135H92ZM100 136L101 135H97ZM103 136V135H102ZM243 136V135H242ZM246 136V135H245ZM248 136V134H247ZM27 140L28 143L33 144H38L40 141L37 137V135H35V130L32 129L30 131L29 134H27ZM42 137V136H41ZM124 136H122L123 138ZM225 137V136H224ZM253 137V136H252ZM95 138V137H94ZM103 138V137H102ZM235 138V137H234ZM244 138V137H242ZM19 140V139H18ZM42 140V139H41ZM94 140V139H93ZM104 140V139H103ZM224 140H226L228 142L229 137L227 136ZM250 140V139H249ZM248 140V141H249ZM253 142L254 139L252 138ZM258 140V139H257ZM14 141V142H13ZM86 141V140H85ZM11 142H13L11 144ZM258 142V141H257ZM256 142V143H257ZM97 143V141H96ZM183 143L184 146H183ZM229 143V142H228ZM231 143V142H230ZM229 143V145H230ZM255 143V144H256ZM93 144V143H92ZM100 144V143H99ZM119 144V143H118ZM227 144V143H226ZM225 144V145H226ZM243 144V143H242ZM252 144V143H251ZM259 144V142H258ZM98 145V144H97ZM160 145V146H159ZM247 145V144H245ZM40 146V145H39ZM89 146V145H88ZM237 146V145H235ZM257 146V144H256ZM258 146H262V144H259ZM94 147V145L92 146ZM191 147V148H190ZM224 147V146H223ZM243 147V146H242ZM260 147L256 150L254 143L251 146L250 151L248 152V155H244V150L243 155L245 157L244 161H245V166L243 171V176H246V179L248 182L249 181L248 177L251 176V172L250 169L248 168V166L251 168V171H253V176L255 177V185L253 183V188H252V192L248 193V198L245 200L246 202L249 203V205L252 207L251 210L252 212L255 211V213H251V215L255 216V218L261 219L262 217H264V207L262 206L263 203V199L262 201H260V198L262 197V195H264V190L263 188L260 187V184L258 183V180L261 178L264 179V167H263V161L262 158H264V149L260 150ZM34 148V147H33ZM116 148V147H115ZM214 148V147H213ZM226 148V147H225ZM26 149H30L28 147V145L26 146ZM95 149V148H94ZM100 149H101V145H100ZM96 151L95 152V156H96V162H98V160H100L101 158V151ZM106 149V147H105ZM192 149L193 151V155H194V161L191 162L190 159H187L189 151ZM116 150V149H115ZM5 152V150H4ZM150 152V151H149ZM230 152V150H229ZM196 153V155H195ZM220 153V152H219ZM34 154V153H33ZM13 155V156H14ZM126 155V154H125ZM231 155V154H230ZM18 156H24L23 159H25L27 162H31L30 158H29V154H24V153H20L18 152ZM160 156H162L160 158ZM31 157V155H30ZM89 157V156H88ZM196 157L199 159V161H203L202 158L206 159V158H210V160L206 163H202V165L197 166V168H203L202 170V176L201 178L197 176L196 180L199 182V185L197 186H188V189L186 192H184L183 189L184 188V184H183V179H187L186 178V174H181V173H186L188 172V170H190L189 173H191V175H195V173L197 172V168L195 165V160ZM6 158V157H5ZM35 158V157H34ZM152 158L150 160H152ZM18 159V158H17ZM3 159L0 157V165L3 162ZM20 160V158L18 159ZM89 160V159H87ZM25 161V162H26ZM33 161H35L33 159ZM32 163V162H31ZM180 163H182L184 165L185 168L188 167V170L185 169L183 170L182 168H180ZM34 164V163H33ZM94 164V165H95ZM129 164V165H128ZM188 164V165H187ZM28 167V164H27ZM34 166H32L33 168ZM38 167V166H37ZM95 167V166H94ZM4 166H0V177L1 178H8V176L6 175V172H3L4 170ZM36 168V167H35ZM193 168V169H192ZM30 169V168H29ZM37 169V168H36ZM120 170V169H119ZM231 170L233 171V166H231ZM235 171V170H234ZM30 172V171H29ZM95 172V171H94ZM108 172V171H107ZM12 173V172H11ZM16 173V172H15ZM35 173V172H34ZM38 173V172H37ZM122 171H116V175L117 177H127L129 176V180L132 178H135L134 176H132V174H125L124 175L121 174ZM233 173V172H232ZM231 173V174H232ZM241 173V172H240ZM28 174V173H26ZM235 174V173H234ZM17 175V174H16ZM239 175V173H238ZM99 176V175H98ZM227 176V175H226ZM252 176V178H253ZM77 177V176H76ZM238 177V176H237ZM10 178V177H9ZM19 178V177H18ZM228 178V177H227ZM126 179V178H125ZM222 179V178H221ZM241 179V178H240ZM223 180V179H222ZM221 180V181H222ZM232 180V178H231ZM101 181V180H100ZM122 181V180H121ZM118 182V181H117ZM146 182V183H147ZM11 183V181H10ZM251 183V184H252ZM227 184V183H226ZM247 184V182H246ZM249 184V185H251ZM18 185V183H17ZM135 186V185H134ZM224 186V185H223ZM235 186V184H234ZM246 186V185H245ZM259 188L261 190H259ZM135 189V187L133 188ZM159 189L160 192H159ZM239 189V188H238ZM244 189V188H243ZM226 190V188H225ZM228 190V189H227ZM11 191V190H10ZM9 191V192H10ZM233 191V190H232ZM245 191V190H244ZM249 192V191H248ZM4 193V192H3ZM14 193V192H13ZM227 193V191H226ZM17 194V193H16ZM184 194V199L178 203L179 198ZM244 194V193H243ZM79 195V193H78ZM97 196V200H100L102 197L100 196L99 192H96L95 194ZM95 196V197H96ZM115 196V195H114ZM206 196V195H205ZM91 197V196H90ZM94 197V198H95ZM213 197V196H212ZM25 198V197H24ZM142 198V197H141ZM246 198V197H245ZM93 199V198H92ZM32 200V199H31ZM96 200V201H97ZM232 203H233V199ZM133 201V200H132ZM1 202V201H0ZM208 203V202H207ZM212 203V202H211ZM210 203V204H211ZM206 204V202H205ZM157 205V206H156ZM178 205H180V211H177ZM143 206V207H144ZM208 207V205H206ZM214 206V205H213ZM4 207V206H3ZM6 207V206H5ZM122 207V206H121ZM152 207V209H154ZM10 208V207H9ZM98 208V207H97ZM169 208L170 210H172L175 213L176 220L174 221V224L167 220L166 218L162 217L161 213H162V209H166ZM204 208V206H203ZM221 208V207H220ZM219 208V209H220ZM2 209V208H1ZM12 209V208H11ZM26 209L28 210L27 212H29V215H33L34 211L32 209V206H26ZM151 209V211H152ZM13 210V209H12ZM141 210V209H140ZM204 210V209H203ZM7 211V210H6ZM91 211L94 210H89V214H88V218H92V216L94 214L90 213ZM137 211V210H136ZM167 211V210H166ZM221 211V210H220ZM5 212V211H3ZM11 212V211H10ZM83 212V211H82ZM206 212V211H204ZM15 213V212H14ZM155 213V212H154ZM219 213V212H218ZM223 213V212H222ZM96 216L100 217L103 215V213H95ZM134 214V211H133ZM207 214V213H206ZM216 214V213H214ZM256 214V215H255ZM9 217V213L7 214ZM6 215V216H7ZM28 215V216H29ZM46 215V214H45ZM136 215V213H135ZM203 215V214H202ZM210 215V214H208ZM5 216V215H4ZM1 217V216H0ZM7 217V218H8ZM4 218V217H2ZM30 218V217H29ZM135 218V217H134ZM172 218V217H171ZM206 218V216L204 217ZM208 218V217H207ZM5 219V218H4ZM15 220V218H13ZM86 220V219H85ZM99 220V219H98ZM171 220V219H170ZM241 220V219H240ZM255 220V219H254ZM254 220H252L253 224H254ZM2 221V220H1ZM8 221V220H7ZM230 221V220H229ZM176 222V223H175ZM211 222V221H210ZM244 222V221H243ZM87 223V222H86ZM95 223V222H94ZM6 224V223H5ZM176 224V225H175ZM196 224V225H197ZM245 224V223H244ZM1 225V224H0ZM140 226V225H138ZM178 226V227H177ZM182 226L183 229L179 231V227ZM244 226V225H243ZM95 227V226H94ZM142 227V226H141ZM205 227V226H204ZM242 227V226H241ZM2 228V227H1ZM4 228V227H3ZM93 228V227H92ZM137 228V227H136ZM258 228V227H257ZM95 229V228H94ZM93 229V230H94ZM139 229V227H138ZM243 229V228H242ZM2 230V229H1ZM259 230V229H258ZM208 231V230H206ZM15 232V231H14ZM258 231H256V229L252 230V233L256 235V247L257 245H261L262 243V239L260 240V236L258 237L257 234ZM17 233V231H16ZM191 233V232H190ZM207 233V232H206ZM262 233V232H261ZM208 234V233H207ZM244 234V233H243ZM260 234V233H259ZM91 235V234H89ZM233 235V234H232ZM237 235V234H235ZM87 236V235H86ZM219 236V235H218ZM234 236V235H233ZM89 237V236H88ZM91 237V236H90ZM236 237V236H235ZM255 237V236H253ZM26 238V237H25ZM28 238V237H27ZM26 238V240H27ZM150 238V237H149ZM205 239L203 234H196V239L195 241L190 245L193 246L192 247V251H191V257L189 259V263L190 264H198L200 263V261L196 260L199 259V255L201 254L202 251H200L198 249L197 246L199 244L200 241H202V239ZM224 238V237H223ZM90 239V238H89ZM88 239V240H89ZM146 240V239H145ZM209 239H207L208 241ZM254 240V239H253ZM95 241V240H94ZM139 241V240H138ZM147 241V240H146ZM150 241V239H149ZM153 241V239H152ZM165 241H169L168 244L165 245ZM192 241V240H190ZM251 241V239H250ZM254 241V242H255ZM27 242V241H26ZM137 242V241H136ZM153 242V243H154ZM185 242V245H184ZM253 242V243H254ZM251 243V242H249ZM202 244V243H201ZM217 244V243H216ZM154 245V244H153ZM174 245V246H173ZM180 245V247L178 246ZM221 245V244H220ZM253 245V244H252ZM141 246V245H140ZM111 247V246H110ZM150 246H148L149 248ZM205 247V246H203ZM208 247V246H207ZM253 248V246H252ZM112 249V248H111ZM138 249V248H137ZM208 249V248H207ZM97 250V249H96ZM204 250V249H203ZM255 250V249H254ZM257 250L260 252L261 249L257 248ZM136 251V250H135ZM163 251V250H162ZM250 251V250H249ZM252 251V250H251ZM108 252V257H111V252L109 249H107ZM209 252V251H208ZM253 252V251H252ZM143 253V251H142ZM146 253V252H145ZM251 253V252H250ZM254 253V252H253ZM91 254V253H90ZM93 254V253H92ZM133 254V253H132ZM132 254H131V259L132 258ZM149 254V253H148ZM165 254V253H162ZM161 254V255H162ZM140 255V254H139ZM144 255V254H143ZM235 255V253L233 252V256ZM130 256V255H129ZM136 256V255H135ZM151 256V254H150ZM147 258L148 260H152V263L154 264L155 262H157V260L163 259L164 257H158L156 260L154 258L151 257ZM190 256V254H189ZM224 256V255H223ZM244 256V255H243ZM87 257V256H86ZM138 257V256H137ZM141 257V256H140ZM180 257V256H179ZM199 257V258H198ZM203 257V256H202ZM201 257V258H202ZM256 257H259L258 254H256ZM136 258V257H135ZM181 258V257H180ZM222 258V257H221ZM249 258V257H248ZM111 259V258H110ZM253 259V258H252ZM87 260L88 259L87 257ZM143 260V258H142ZM201 260V259H200ZM221 260V259H220ZM240 260V259H239ZM257 260V259H256ZM168 261V260H167ZM185 261L186 258H185ZM224 264V262L228 261V257H223L221 260ZM246 261V260H245ZM169 262V261H168ZM249 262V261H248ZM255 262V261H254ZM170 264H172L171 262H169ZM258 263H260V261H258ZM257 263V264H258ZM203 264V263H202ZM227 264V263H226ZM238 264V263H235Z\"/></svg>",
	"mask_w": 264,
	"mask_h": 264
}]
</instances>
